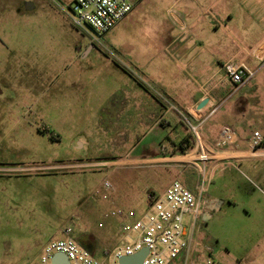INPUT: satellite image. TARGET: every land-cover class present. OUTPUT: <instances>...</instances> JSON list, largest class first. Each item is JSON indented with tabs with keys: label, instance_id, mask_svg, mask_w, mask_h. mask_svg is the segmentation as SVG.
Segmentation results:
<instances>
[{
	"label": "rangeland",
	"instance_id": "rangeland-1",
	"mask_svg": "<svg viewBox=\"0 0 264 264\" xmlns=\"http://www.w3.org/2000/svg\"><path fill=\"white\" fill-rule=\"evenodd\" d=\"M73 1L0 0V264H39L44 247L63 238L67 225L96 259L108 261L119 243L114 208L143 215L150 192L195 180L174 163L189 160L182 155L155 166L119 162L176 151L181 111L187 116L179 105L159 121L157 100L170 103L184 81L160 50L146 47L157 37L151 15L132 29L122 23L99 36L73 24ZM263 15L249 39L264 33ZM216 40L220 57L226 37L219 32ZM160 58L164 66L156 67ZM256 66L251 83L220 103L233 115L223 129L235 130L237 140L222 151L234 156L216 169L211 196L233 203L199 223V239L222 264H264V156L235 157L245 155L255 132L264 139V63ZM136 92L155 108L135 110Z\"/></svg>",
	"mask_w": 264,
	"mask_h": 264
},
{
	"label": "built area",
	"instance_id": "built-area-1",
	"mask_svg": "<svg viewBox=\"0 0 264 264\" xmlns=\"http://www.w3.org/2000/svg\"><path fill=\"white\" fill-rule=\"evenodd\" d=\"M135 7L134 0H74L71 7L72 20L77 28L85 30L87 27L102 36L126 19ZM259 70L251 67L246 60H231L223 65L224 76L233 85L234 93L248 85ZM217 110L213 109L209 116ZM200 111L194 108L187 116L181 113L192 135L193 147L188 154L182 155L190 157L188 161L174 162L184 170L192 171L195 178L192 186L188 182L175 180L163 194L150 192L147 210L143 215L132 208H114L111 216L117 219L115 232L119 243L109 253L108 261L96 259L77 242L72 226L67 225L63 229V238L44 247L39 264H53V256L58 253L67 255L71 264H120L122 257L135 255L145 248L148 254L143 264H222L215 259L214 248L199 239V223L215 201L211 190L216 169L227 164L234 156L223 154L222 151L224 147L236 144L237 134L232 128H225L216 142L210 141L203 132L204 119L198 117ZM262 142L260 132L252 134L246 153L252 152L253 156L243 158L263 155L260 152ZM104 186L107 190L112 189L108 182ZM186 216L189 218L187 225ZM104 226L103 223L99 224L100 228Z\"/></svg>",
	"mask_w": 264,
	"mask_h": 264
},
{
	"label": "crops",
	"instance_id": "crops-1",
	"mask_svg": "<svg viewBox=\"0 0 264 264\" xmlns=\"http://www.w3.org/2000/svg\"><path fill=\"white\" fill-rule=\"evenodd\" d=\"M134 1L136 2L135 9L114 28L125 23V30L127 27L132 29L133 26L139 23V19L144 14L151 15L150 17L153 19L152 26L157 37L152 43L147 44L146 47L160 50L168 60L179 68L181 82H185L181 84V93L176 94V97L170 103L164 104L157 100V107L160 106L162 108V117L159 121H162L172 111H176L179 105L188 114L193 112L194 108L198 109V106L205 99H209V103L200 111L198 117L204 119L203 132L206 137L210 141L216 142L221 134L223 125L231 122L232 120L230 119L233 116L226 107L220 108V103L227 102L234 93L233 85L224 76L223 65L231 60H246L249 65L253 66L255 63H264V49L259 51L264 45V33L249 39V36L253 33L251 25L254 26L255 20H257L256 16L264 13V0H202L204 4L200 0ZM249 3L251 4L248 5ZM254 9H256V12L252 14ZM262 21H264V15L259 22ZM219 32L226 37L227 52H222L221 56L217 57L219 51L216 46V37ZM207 40L208 44H206ZM129 47L135 50L138 49V45L134 43H131ZM197 48L199 50L195 53ZM155 66H164V63L161 60ZM259 68L260 66H256V69ZM163 70L162 67L159 68V71ZM155 76H158V74L155 73L154 76L150 77L156 79ZM189 85H193L194 90ZM135 96L133 104L135 110H137L139 105L142 106L144 104L155 108L154 102L150 99H147V102L145 100L142 101V96H139L138 92L135 93ZM172 107H175V109H172ZM216 108H218L216 113L209 116L210 112ZM181 113L183 112L181 111ZM220 113L221 115L217 120L216 117ZM224 115L231 117L229 119L226 117L227 119L224 121L222 119ZM181 125L180 139H174V142L182 141L186 137L191 139L192 137L187 125ZM261 151L264 153L262 148L260 149ZM259 156H264V154ZM163 159H169V157L157 154L119 162L125 167H141L155 166V164L160 162L159 160ZM149 162L151 163L150 165H145V163ZM188 184L192 186L190 181H188ZM213 197L217 200V197ZM213 209L214 205L204 217L205 220H209Z\"/></svg>",
	"mask_w": 264,
	"mask_h": 264
},
{
	"label": "water",
	"instance_id": "water-1",
	"mask_svg": "<svg viewBox=\"0 0 264 264\" xmlns=\"http://www.w3.org/2000/svg\"><path fill=\"white\" fill-rule=\"evenodd\" d=\"M262 49H264V45L259 51H261ZM208 103H209V99H205L198 106V110H203L207 106ZM147 254H148V249L145 248L142 251L136 253L135 255L122 257L120 259V264H143V260ZM52 263L53 264H71L68 256L63 253L55 254L53 256Z\"/></svg>",
	"mask_w": 264,
	"mask_h": 264
},
{
	"label": "trees",
	"instance_id": "trees-1",
	"mask_svg": "<svg viewBox=\"0 0 264 264\" xmlns=\"http://www.w3.org/2000/svg\"><path fill=\"white\" fill-rule=\"evenodd\" d=\"M193 147V142L192 140L189 138V137H186L185 139H183L182 141H180V143H178L176 145V148L177 150L176 151H169V150H163L161 152V154L163 155V157H177L179 155H185V154H188L191 149ZM78 242V241H77ZM80 244L85 247L86 249H88L91 253H92V250L90 248V246L82 243L80 241ZM110 252H108L107 254H109Z\"/></svg>",
	"mask_w": 264,
	"mask_h": 264
},
{
	"label": "flooded vegetation",
	"instance_id": "flooded-vegetation-1",
	"mask_svg": "<svg viewBox=\"0 0 264 264\" xmlns=\"http://www.w3.org/2000/svg\"><path fill=\"white\" fill-rule=\"evenodd\" d=\"M262 145H264V139H263ZM224 202H227L228 204H232L233 200L228 199L225 196H220V198H217V200L214 201V204H213L214 209L211 212V216L209 217V220H211L216 214L222 211Z\"/></svg>",
	"mask_w": 264,
	"mask_h": 264
},
{
	"label": "bare ground",
	"instance_id": "bare-ground-1",
	"mask_svg": "<svg viewBox=\"0 0 264 264\" xmlns=\"http://www.w3.org/2000/svg\"><path fill=\"white\" fill-rule=\"evenodd\" d=\"M240 156H253L252 152L251 153H248L246 155H236L235 157H240ZM221 157H228V156H224V155H221ZM190 158V157H189ZM185 161H188V160H185ZM162 162H165V161H162ZM174 162H181V161H174Z\"/></svg>",
	"mask_w": 264,
	"mask_h": 264
}]
</instances>
